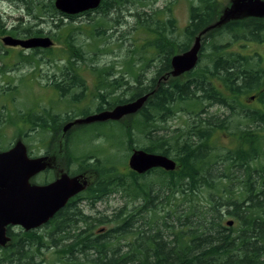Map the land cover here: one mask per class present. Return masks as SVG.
Here are the masks:
<instances>
[{
    "label": "trees",
    "instance_id": "1",
    "mask_svg": "<svg viewBox=\"0 0 264 264\" xmlns=\"http://www.w3.org/2000/svg\"><path fill=\"white\" fill-rule=\"evenodd\" d=\"M4 1L21 8L27 36L39 37L41 31L35 27L42 22L64 31L54 0ZM116 1L118 7L124 3V0ZM150 4L148 0H134L136 33H145L150 22L156 21L161 13L152 9L145 11L152 6ZM205 4L194 9L196 22L218 25L216 0H205ZM112 7L115 6L110 0H102L99 10L104 14ZM51 17L52 20H48ZM97 18L92 17L90 22L93 30L90 37L99 45L104 40L105 28L103 21L96 22ZM17 21L21 23L22 19ZM221 27L223 25L217 29ZM79 29L80 26L71 28L70 52L67 53L77 55L73 57L86 64L84 42L78 46L76 38L71 36ZM217 29L213 31L216 33ZM15 33L16 30L5 27L0 18V36H15ZM226 35L230 38L226 39ZM52 37L59 39L58 35ZM214 37L222 40L215 46H208L209 58L201 55L202 59L189 72L190 79L186 83L181 75L147 74V67L159 57L161 65L155 70L169 73L172 55L186 51L187 47L148 42L142 45L134 42L133 47H126L132 55L126 62L128 74H119L131 77L134 87L129 91L125 89L114 103L121 105L147 95L146 102L138 112L122 119L123 123L74 125L64 134L67 138H80L78 148L74 139L72 147L64 152L66 165L72 169L71 176L83 170L91 180L77 195V201L67 202L54 215L47 225L49 228L39 233L25 232L13 239L11 244L20 242V247L13 248L11 244L0 247V264H42L45 263L44 251L49 249L54 253L51 264H264V90L259 89L263 87L264 72L262 76L256 74L257 59L254 61L229 51L231 45L241 41L262 39L264 42V17L248 16L230 21L228 27ZM150 47L157 50L153 59V55L148 58ZM205 47L202 46V51ZM97 50L99 46L95 52ZM76 60L70 62L69 68L74 74L79 70ZM93 70L95 75L101 76L105 68ZM58 75H55L53 87L63 92L65 89L60 82L66 78ZM75 76V80H81L79 75ZM211 77L222 82L225 92L206 83ZM195 80L199 84L192 85ZM80 89L84 91L85 85H80ZM256 90H259L257 101L262 109L243 108L238 98ZM64 93L60 96L62 100H65ZM74 99L70 106L66 105L70 112L68 117H54L55 135H59L62 124L88 114L72 108L77 102ZM204 102L228 105L231 111L237 106L236 118L245 128L234 130L231 127V132L236 131L232 133L236 137L230 141L235 143L234 147L214 148L216 142L208 141L206 132L198 133L195 138H181L177 130L170 132L167 123L179 111L188 118H210L217 126H232L233 120L227 117L201 116ZM181 105L191 107L181 110ZM101 110L102 104L96 111ZM22 118L28 121L24 115ZM256 121L261 131L256 130ZM202 127L207 128L206 125ZM30 130L47 133L43 125H34ZM134 149L168 157L176 167L172 171L156 168L137 174L127 165ZM111 198L118 199L116 208L108 214L106 210L95 211L97 204ZM81 203L90 212L79 209ZM86 214L94 217L85 219ZM228 221L233 222L231 227L226 226ZM100 229L101 233H94Z\"/></svg>",
    "mask_w": 264,
    "mask_h": 264
},
{
    "label": "flooded vegetation",
    "instance_id": "2",
    "mask_svg": "<svg viewBox=\"0 0 264 264\" xmlns=\"http://www.w3.org/2000/svg\"><path fill=\"white\" fill-rule=\"evenodd\" d=\"M151 2L152 0H148ZM184 1V6H183ZM228 1V0H227ZM110 2L115 6L109 9V17L111 20V23L109 26L105 27L104 29V40L103 43L106 44H112L118 46L119 44L126 45L127 47H133L134 40L132 37V34H134V24H135V11H134V0H124V3H122V6L118 7V3L116 0H110ZM151 4H156V2H152ZM216 16L219 18L220 16V10L225 9V6H221L219 3V0H216ZM205 4V0H169L168 2H165L163 6H151L149 8H146L145 11L150 12V10L154 11H161L159 13V16H156L155 20L153 22H150V26L148 30L144 33L146 35V40L148 43H157L158 45L169 43V45H182L187 47L188 51L190 47L194 44L195 40L199 38L200 41V49H199V55H198V61L201 60V55H204V58H209V47L211 45H216L219 40L222 39H215L214 34L219 33V31L222 28H227L228 24L223 25L221 29H217L216 33L212 30L214 28V25L206 24V23H198L196 22V14L194 12V9L201 8ZM177 8V11L176 9ZM175 9V12H174ZM56 10V9H55ZM57 11V10H56ZM58 16L62 19V25L61 27L64 28L65 35L64 37H59L58 40L53 39V35L59 36L58 31H53L49 29V31H46L44 29V26H49V22H42L40 23L36 28L41 31V35L39 37H49L53 44L48 48H31V49H24L20 46H6L2 43L1 39L3 36H0V152L7 151L11 149L18 141L22 142L26 148V154L28 159H38L43 158V163L46 165L43 170L37 172L33 176H31L28 180V183L30 185L34 186H45L50 183H53L56 179H58L62 174L67 175L68 177H76V176H82L84 179H87L88 183L90 181L89 176L82 172H85L83 170H80L82 172L75 174L74 176H71L70 165H66L68 161L66 160V156L64 155V152L66 149H70L72 147V141H77V148L79 147L78 142H80L79 138H76L75 136L71 137H64L62 136V151H61V157L58 159V166L55 168L54 165V149H55V142L56 138H58L59 135H55L53 131V125H54V117L60 116L63 118H66L70 115V112H68V107L66 105H71V101L77 100V102L72 107L75 111H81V112H87L88 114L84 115H78L76 119L78 118H85L86 116L97 114L96 111L97 108L102 104V110L103 111H109L112 110L114 107L118 106L119 103H114L117 98L122 95L123 91L127 89L128 91L131 90L134 87V81L131 77L128 75V71L126 70V62H129L130 57L132 55L130 54V51L128 50L126 58L122 62H118V59L115 58L114 51L112 52H101V51H92L88 52L86 49V43L88 46H91L90 44H93L94 41L91 39V35L93 33V30L88 23L92 21V17H99L101 15V12L99 10V7L93 11H87L84 13H80L77 15H66L58 12ZM223 17V16H222ZM221 17V18H222ZM224 18V17H223ZM48 20H52L51 18H48ZM189 23V24H188ZM225 23V22H224ZM200 24V25H198ZM210 25V26H209ZM220 25V24H219ZM75 26H80V28L84 29L83 34L85 37H87V42L83 44V50L87 52L86 55V64H83L82 61L76 60L75 57L77 55H69L67 52H70L69 48V36L71 32V28ZM25 27V23L18 22L14 27H10L9 29H15L16 33L15 36H11L15 39L19 40H26L29 38H33L34 36H27L24 33L23 28ZM210 30V31H208ZM202 31H207L202 35ZM7 36V35H4ZM68 36V37H67ZM230 38L229 35H226ZM67 37V39L65 38ZM66 39V40H65ZM75 40V38H74ZM90 40V43H89ZM78 46L79 43L85 42L81 40H77ZM242 42V41H241ZM264 42L261 40H249L248 42L245 40L242 42L241 48L244 47V49L248 47H255L258 45L263 44ZM58 44L61 48L60 52L62 51L63 54H58L59 56H55L53 54L55 45ZM94 45V44H93ZM102 43L99 45L101 47ZM202 46H206L202 51ZM231 47H236V43L231 45ZM231 47L229 51L231 50ZM45 50V51H44ZM92 50V49H91ZM13 51L16 53V61L9 62L6 60L8 54ZM184 51V52H186ZM184 52H181L179 54H182ZM89 54V55H88ZM153 55L152 59L157 56V50L154 48H149L148 58ZM245 56V55H244ZM117 57V55H116ZM253 58L255 61L256 59L258 61H255V66L257 69L256 74H259L258 76H262L264 70L260 67L259 56H247ZM35 59V60H33ZM76 60L75 65L79 68V70L74 74V72H71L69 70L70 68V62L72 60ZM151 59V58H150ZM150 59L148 61H150ZM39 60V61H38ZM57 63V66H56ZM161 63V59L155 58L153 61L148 63V73L147 74H170L167 72H160L155 70V68H159ZM47 66V68H46ZM43 67L46 68L45 72H43ZM23 68H26V70H23ZM94 69H103V74L101 76H98V74H94ZM63 72H61V70ZM126 72V73H125ZM119 73H125V74H119ZM14 74H30L29 76L25 77V80H35L37 78H40L41 74H45V80L46 85L43 86V89H49L51 91V94L48 96L47 100L39 99L35 107L30 109H25L18 107L19 102L18 100H23L21 98L20 93V85H18V80L13 76ZM62 75L64 80H62L60 83L63 85V89H65L63 92L57 91L54 89V81H55V75ZM12 75V76H10ZM58 75V76H60ZM75 75H79V79L81 80H75ZM150 75L148 78H150ZM189 72L181 74V80H183L185 83L189 82ZM206 75L209 77V73H206ZM123 77V79H120V77ZM81 77V78H80ZM97 77L105 78V81L98 80ZM24 77H21L20 81H23ZM27 78V79H26ZM149 80V79H148ZM78 81V82H77ZM118 83H121V86L118 87ZM126 83V84H125ZM199 84L196 82H192V85ZM206 83L208 85H211L214 89L225 92L224 86L221 81L218 79H215L213 77L209 78ZM264 83V82H263ZM146 86L150 88L149 81L146 80L145 82ZM204 84V83H202ZM80 85H85V90L82 91L80 89ZM262 86L259 87L261 90ZM259 90L253 91L247 96H240L238 99L241 102L240 98L248 97L250 101H253V103L257 102V94ZM66 92V93H64ZM62 93H64L65 100L61 99ZM61 96V97H60ZM9 97L11 100V103H7L5 101V98ZM123 99H125L123 97ZM58 102V103H57ZM59 104V105H58ZM56 105V106H55ZM241 105L243 108H248L250 105L248 103H242ZM261 104H256L252 108L255 110H261L262 106ZM182 106L185 107H191L190 105H181L180 109L184 110ZM212 108L219 109L218 112H212ZM237 106H235L236 110ZM251 108V109H252ZM200 110L203 111L201 116H207V117H213V116H219V117H227L231 114V109L229 110L228 105H219V104H208L203 103L201 105ZM68 112V113H67ZM181 113H184L182 111H179ZM178 112V113H179ZM176 113V115L178 114ZM185 114V113H184ZM24 115V118L28 120L25 122L22 118ZM175 115V117H176ZM185 118L183 120V123L180 124L178 127H176L175 130H177L178 135L181 138H187L192 137L195 138L198 133L200 132H206L208 141H212L215 139H218L219 137L216 136L221 129H227L228 134L222 130L221 132L224 133V137L226 141L230 142L232 138H235L236 135H232L233 132H231V127L234 130H237V128H245V125L243 123H240L238 126H232L229 125L227 127L226 125L217 126L214 124V122L211 121L210 118H188V116L185 114ZM76 117V116H75ZM58 118V117H57ZM64 122V121H63ZM72 122V121H71ZM70 122H66L68 124ZM123 123L122 120L119 121H111L107 120L104 122H97L94 124H118ZM65 123L62 124L63 126L66 125ZM168 124V123H167ZM34 125L39 126L43 125L46 126L47 133H38L37 130H30V127H33ZM207 126V128H203L202 126ZM258 125V126H257ZM249 126H252L249 124ZM256 130L261 131V125L259 121L255 122ZM62 131V130H61ZM261 134V132H258ZM230 136V137H229ZM217 137V138H214ZM229 138V140H228ZM75 139V140H74ZM58 140V139H57ZM66 142V143H65ZM214 144V142H212ZM213 147H216V144L213 145ZM218 149V148H216ZM221 149H226L225 144H222ZM60 161L63 162L62 165H60ZM56 169L59 173H56ZM80 194V193H78ZM74 195L69 201H77L79 199L77 195ZM80 208L86 207L84 204L81 203L79 206ZM86 212H89L88 210ZM85 219L91 220V217H94L91 214L84 215ZM87 216V217H86ZM54 217V216H53ZM52 217V218H53ZM51 218V219H52ZM50 219V220H51ZM49 220V221H50ZM72 220V219H70ZM73 220H79V218H73ZM49 221L42 225L41 227L37 229H33L30 231H34L36 233H39L44 230V228H47L49 225ZM48 225V226H47ZM49 228V227H48ZM25 232L24 229H22L19 226H7L6 227V237L8 238V241L4 246L0 247H6L7 245H10L13 239L15 240L17 237L22 235ZM102 229L100 231L94 230V233H101ZM51 245V244H50ZM13 248L20 247V242L12 243L10 247ZM53 247V246H51Z\"/></svg>",
    "mask_w": 264,
    "mask_h": 264
},
{
    "label": "water",
    "instance_id": "3",
    "mask_svg": "<svg viewBox=\"0 0 264 264\" xmlns=\"http://www.w3.org/2000/svg\"><path fill=\"white\" fill-rule=\"evenodd\" d=\"M102 0H54L55 9L66 15H77L98 8ZM264 17V1L235 0L232 8L219 22L236 14ZM216 26H219L216 25ZM6 46H20L24 49L48 48L52 45L49 37H33L26 40L4 36L1 39ZM200 49L199 38L190 49L171 58V74L178 76L194 69L197 64ZM147 95L136 98L128 103L118 105L112 110L103 111L85 118H78L66 124L62 131L66 133L72 126L118 121L128 115L138 112L146 102ZM43 158L28 159L25 146L18 141L11 149L0 152V246L8 241L7 226H19L25 231L37 229L46 224L67 203L68 199L83 191L87 180L82 176L68 177L62 174L53 183L45 186H34L28 183L31 176L44 169ZM129 169L137 174L160 168L166 171L175 169L173 160L163 155L147 153L134 149L128 157ZM233 225L226 222L227 227Z\"/></svg>",
    "mask_w": 264,
    "mask_h": 264
},
{
    "label": "rangeland",
    "instance_id": "4",
    "mask_svg": "<svg viewBox=\"0 0 264 264\" xmlns=\"http://www.w3.org/2000/svg\"><path fill=\"white\" fill-rule=\"evenodd\" d=\"M168 1L169 0H152L151 3L156 2V4H150V5H152V6H163L164 3L168 2ZM234 2H235V0H228V1L227 0H219V3L220 4L222 3L221 6L222 5L225 6V9L220 10V17H222V16L224 17L226 15V13L232 8ZM184 4L185 3L183 1V6H184ZM175 9L177 11V8H175ZM175 9H174V12H175ZM102 13H103V11L101 12V15L97 18L96 22L103 21L104 24L102 27L105 28V27L110 25L111 20H110V17L108 15L109 12L104 13V14H102ZM0 18L3 21L4 26L5 27L8 26V28L14 27L18 23V21H17L18 19H22V21H21L22 23L26 21V19L24 18V13L22 12L20 7H17L13 3H9L8 1H4V0H0ZM238 19H245V14L244 13H241L238 15L236 14V16H233V17L228 16V18H227V20H231V21L232 20H238ZM86 26H90V23H88V25H86ZM44 29L46 31H49V29L53 30L54 32L58 31L59 37H61V38L64 37L65 33H67V32H65V30L59 31L58 29L53 27V25L51 23L49 24V26H44ZM83 32H84V29L80 28L79 30H76L73 33H71V36H73L77 40H83V41L86 40L84 42V44H85L87 42V37H85ZM133 33L134 34H132V37H133V40L135 43L137 42L138 45L146 44L147 40L145 38L146 35L144 33H136L135 30ZM225 38L229 39V37H227V36ZM89 43H90V40H89ZM101 43H102V45L100 47V50H97V51H101L103 53L104 52L109 53L111 51L112 52L114 51V53L112 55H114L115 58L118 59V62H122L123 57H124V59L126 58V55L128 52L127 48H126L127 44L126 45L119 44L118 46H116L115 44L114 45H112L110 43L106 44V43H103V41H102L99 43V45ZM93 44H90L91 46H88V44L86 43V49L88 52L96 51V47L99 46L97 41H96V43L93 42ZM241 45H242L241 42L236 43V47L235 48L231 47V50L234 52H238V53L245 55V56H249V55L259 56V58H260L259 65L264 70V43L261 45L255 46V47H248L246 49H244V47L241 48ZM60 50H61V48L59 47L58 44H56L54 47V52H53L55 54H53V55L59 56L58 54H61V53H59ZM147 53H149V50L147 51ZM116 55H117V57H116ZM6 60L9 62L16 61V53L11 51L8 54ZM46 68H47V66H46ZM46 68L43 67V72H45ZM23 70H26V68H23ZM29 75L30 74H14L13 75L16 78V80L19 81L18 85H20L21 98L23 99V100H18V102H19L18 107L25 108V109H30V108L35 107V104L39 99L47 100L48 96L51 94V91L49 89H46V88L43 89V86H45L46 82H47L45 80V74H41L40 75L41 77L37 78L35 80H30V81L25 80V77H27ZM10 76H12V75H10ZM21 77H24L23 81H20ZM261 90H264V83H263V87L261 88ZM258 93L255 92V94H257V95H258ZM240 100L242 103H248V105H250L248 107V109L249 108L251 109L256 104H259L257 102L253 103V101H250V99L248 97L240 98ZM5 101L7 103H11V100L9 99V97H6ZM205 103H208V102H205ZM208 104H212V103H208ZM182 107L183 108H189V107H185V106H182ZM252 109H254V108H252ZM211 110H212V112H218L219 109L212 108ZM236 113H238L237 110L231 111L230 116H228L229 121L233 120V123H234L233 126H238L240 123V120H238L236 118V116H237ZM184 115H185L184 113L179 112L174 119L168 121L167 127L171 130L170 132L175 130L176 127H178L180 124L183 123V120L185 118ZM222 118H224V117H222ZM227 122H228V120H227ZM64 126L61 127V130L63 129ZM222 130H224L228 134L227 129H221V131ZM221 131H219L218 134L216 135L219 138L211 141V142H216L215 148H218L221 150L222 144H225L227 149H228V146L230 148L234 147L235 143H232V142L230 143V142L226 141L225 138H227V137H224V133ZM61 133L62 132L60 131L58 138H56L55 149H54V154H53V156H55L54 157L55 158L54 159L55 168L59 167V170H60V166H58L57 164H58V159H60V157H61L60 153L62 151V134ZM106 133L110 134L109 132H106ZM263 133H264V130H263ZM214 138H217V137H214ZM228 140H229V138H228ZM62 164H63V162L60 161V165H62ZM58 171L56 169V173H59ZM88 179L91 180L90 176ZM118 203H119L118 199L111 198L106 203L102 202V203L97 204L95 211H102L103 212L104 210H106L105 213L108 214V212H110L112 209H114L118 206ZM53 257H54V253H53L52 249L45 250L44 255L42 256L45 263H42V264H47V263L51 264L53 262Z\"/></svg>",
    "mask_w": 264,
    "mask_h": 264
},
{
    "label": "bare ground",
    "instance_id": "5",
    "mask_svg": "<svg viewBox=\"0 0 264 264\" xmlns=\"http://www.w3.org/2000/svg\"><path fill=\"white\" fill-rule=\"evenodd\" d=\"M211 4V3H210ZM189 24V23H188ZM45 51V50H44ZM98 113H100V112H98ZM87 117V116H86ZM101 123V122H100ZM72 128V127H71ZM71 130V129H70Z\"/></svg>",
    "mask_w": 264,
    "mask_h": 264
}]
</instances>
